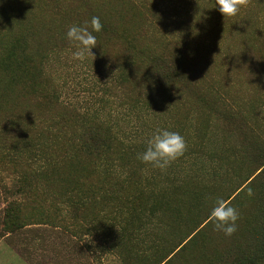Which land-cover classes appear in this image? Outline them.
<instances>
[{"label":"rangeland","instance_id":"rangeland-1","mask_svg":"<svg viewBox=\"0 0 264 264\" xmlns=\"http://www.w3.org/2000/svg\"><path fill=\"white\" fill-rule=\"evenodd\" d=\"M92 16L83 61L65 38ZM94 57V58H93ZM19 99L23 102L19 103ZM156 127L184 155L136 154ZM230 201L231 236L208 213ZM264 264V0H0V264Z\"/></svg>","mask_w":264,"mask_h":264},{"label":"clouds","instance_id":"clouds-1","mask_svg":"<svg viewBox=\"0 0 264 264\" xmlns=\"http://www.w3.org/2000/svg\"><path fill=\"white\" fill-rule=\"evenodd\" d=\"M245 3L246 0H215V6L223 18L234 16ZM101 29L102 24L97 16H92L83 26L73 24L68 27L65 38L76 49L72 53L73 59L83 61L86 56H93L91 49L97 46L93 33H98ZM185 148L184 138L178 132L156 127L144 141L143 151L136 154V159L141 164L164 171L171 162L184 155ZM238 218L237 209L224 199H217L208 213V222L213 225L214 230L225 236H231L236 231Z\"/></svg>","mask_w":264,"mask_h":264},{"label":"crops","instance_id":"crops-1","mask_svg":"<svg viewBox=\"0 0 264 264\" xmlns=\"http://www.w3.org/2000/svg\"><path fill=\"white\" fill-rule=\"evenodd\" d=\"M4 254H5V261H7V259H9V256H12V259H10V264H22L20 262V260L16 256H14L13 254L10 255L8 252H5V250H4Z\"/></svg>","mask_w":264,"mask_h":264},{"label":"trees","instance_id":"trees-1","mask_svg":"<svg viewBox=\"0 0 264 264\" xmlns=\"http://www.w3.org/2000/svg\"><path fill=\"white\" fill-rule=\"evenodd\" d=\"M23 102V100L22 99H19V103H22Z\"/></svg>","mask_w":264,"mask_h":264}]
</instances>
